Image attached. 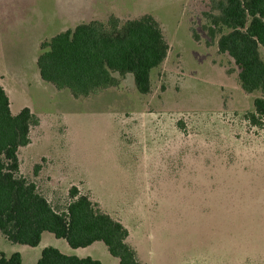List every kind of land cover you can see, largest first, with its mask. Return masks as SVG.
Returning <instances> with one entry per match:
<instances>
[{
  "label": "rangeland",
  "instance_id": "374dc122",
  "mask_svg": "<svg viewBox=\"0 0 264 264\" xmlns=\"http://www.w3.org/2000/svg\"><path fill=\"white\" fill-rule=\"evenodd\" d=\"M223 2H77L76 17L66 25V30L90 21L106 23L110 16H115L120 24L143 15L157 21L169 49L162 64L150 74L148 94L136 92L131 74L123 78L115 74L121 81L119 86L98 98L74 100L67 96L66 90L65 94L54 96L49 93L50 88H41V92L35 91L37 95L31 96L32 102L26 103L21 88L12 80L13 113L29 104L39 119V125L30 128V144L18 150L20 175L36 185L55 211H65L70 201L68 190L76 186L80 194L91 200L94 195L103 201L108 210L131 209L142 200L146 175L155 173L158 166L210 170L264 168V127H253L247 120L253 111V100L264 97V91L244 92L233 60L218 52L220 34L228 30L215 27L212 22L220 16L218 6ZM56 4L55 0L48 3L40 0L38 8L45 11L48 7L49 13L55 15ZM210 30L215 32L214 38L210 37ZM259 55L264 62L262 48ZM24 61L18 66L32 79L35 65L28 63V58ZM31 91L33 94L34 89ZM145 119L164 120L171 127L172 121H176V145L172 147L176 159L157 160L151 154L159 148L152 139L158 142L160 134L167 138L169 127L159 130L147 125L144 130L139 129V121ZM166 140H160L165 142L159 151L165 150ZM145 151L151 156L144 160ZM35 166L40 167L37 175ZM148 180L153 183L155 176ZM89 186L92 190H88ZM194 204L191 208L186 201H177L171 212L178 221L183 217L200 222L205 217L224 216L219 210L203 212ZM20 247L0 233L1 251L12 253L21 251Z\"/></svg>",
  "mask_w": 264,
  "mask_h": 264
},
{
  "label": "trees",
  "instance_id": "16d2710c",
  "mask_svg": "<svg viewBox=\"0 0 264 264\" xmlns=\"http://www.w3.org/2000/svg\"><path fill=\"white\" fill-rule=\"evenodd\" d=\"M213 26L228 30L220 34L218 52L228 55L239 70L238 80L246 93L264 91V0H224ZM210 37L215 32L210 30ZM168 44L157 21L150 15L120 24L115 16L106 23L90 21L61 32L41 44L37 67L41 79L57 90H68L74 99L98 95L117 87L131 74L138 93L150 92V72L166 58ZM253 127H264V97L253 100L249 113ZM39 119L28 108L12 114L8 97L0 86V233L12 244L36 247L43 232L64 240L72 249L102 242L119 264H140L135 250L126 243L128 231L103 212L96 202L68 190L69 203L55 211L33 182L20 175L18 150L30 144V128ZM40 167H34L37 175ZM0 264H22L18 253ZM35 264H100L46 247Z\"/></svg>",
  "mask_w": 264,
  "mask_h": 264
},
{
  "label": "crops",
  "instance_id": "0c3cea01",
  "mask_svg": "<svg viewBox=\"0 0 264 264\" xmlns=\"http://www.w3.org/2000/svg\"><path fill=\"white\" fill-rule=\"evenodd\" d=\"M39 1L0 0V86L8 97L12 114V95L15 94L12 80L21 88L26 103L32 102L31 96L37 95L35 91L41 92V88H50L49 93L54 96L64 93V90H57L41 79L37 59L42 52V43L66 31V25L76 17V6L80 0H55V15L49 13L48 7L45 11L39 9ZM23 47L25 51H20ZM25 58L35 65L32 79L18 66L25 62ZM31 88L34 89L33 94ZM114 88L87 98H98ZM66 94L74 99L70 92ZM23 108L31 109L29 104ZM147 125L151 129L156 126L159 130L169 127L167 138L160 134L158 142L152 139L159 148L151 154L157 160L176 159L172 152V147L176 145V121H172L171 127L170 122L164 120L145 119L139 121L138 128L144 130ZM163 139H167L165 150L159 151L165 142H160ZM142 156L145 160L151 155L145 151ZM158 167L155 173L146 175L142 200L135 202L131 209L111 211L103 201L91 196L106 214L128 231L126 243L135 250L140 264H264V168L210 170ZM152 175L155 180L149 183L148 177ZM77 189L80 190L79 187ZM88 190H92L90 186ZM177 201H186L191 208L194 202L203 212L219 210L224 216L220 219L205 217L200 222L183 217L178 221L171 212ZM232 213L240 216L232 217ZM28 247L21 245V251L0 252L7 258L18 253L22 264H35L44 248L53 247L65 255L89 257L100 264H119L102 242L72 249L64 240L43 232L39 244Z\"/></svg>",
  "mask_w": 264,
  "mask_h": 264
}]
</instances>
